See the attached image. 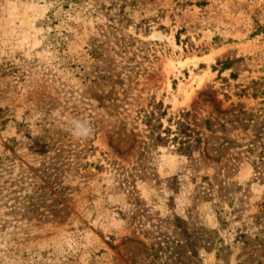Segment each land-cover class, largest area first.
<instances>
[{"label":"rangeland","instance_id":"374dc122","mask_svg":"<svg viewBox=\"0 0 264 264\" xmlns=\"http://www.w3.org/2000/svg\"><path fill=\"white\" fill-rule=\"evenodd\" d=\"M127 1L0 0V264H264V0Z\"/></svg>","mask_w":264,"mask_h":264},{"label":"trees","instance_id":"16d2710c","mask_svg":"<svg viewBox=\"0 0 264 264\" xmlns=\"http://www.w3.org/2000/svg\"><path fill=\"white\" fill-rule=\"evenodd\" d=\"M54 3H56V5H60V7L62 8H68L70 6H76L81 4L82 0H52ZM133 1V0H132ZM134 2H130L128 3L127 0H124V2L122 3H118V8H117V12L114 13V15H116V17L114 18V20L116 21L117 24H120V27H124L127 28L130 25L134 26V27H138V26H142L140 25L141 21L139 23H134L131 15V10H126L127 6H131L133 5ZM117 3L111 2L110 5L107 7V9H111L113 7L116 6ZM111 7V8H109ZM148 25H144V32H146ZM111 28H114L115 30H117V27H115L114 25H111ZM128 36H121L119 41H121V43L125 44L126 46H130L132 45V41H133V37L130 34H127ZM91 47H99V45L97 43H93L91 45ZM92 57L96 58L98 60H101V54L98 53L97 49H93L92 51ZM101 78H103L104 76H99Z\"/></svg>","mask_w":264,"mask_h":264},{"label":"clouds","instance_id":"9594fccd","mask_svg":"<svg viewBox=\"0 0 264 264\" xmlns=\"http://www.w3.org/2000/svg\"><path fill=\"white\" fill-rule=\"evenodd\" d=\"M71 135L77 139H84L91 135L92 128L87 121L73 120L70 127Z\"/></svg>","mask_w":264,"mask_h":264}]
</instances>
